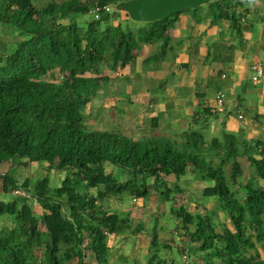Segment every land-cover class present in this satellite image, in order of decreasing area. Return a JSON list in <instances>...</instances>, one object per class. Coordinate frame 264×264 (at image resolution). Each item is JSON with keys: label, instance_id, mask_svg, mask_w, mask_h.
I'll list each match as a JSON object with an SVG mask.
<instances>
[{"label": "trees", "instance_id": "16d2710c", "mask_svg": "<svg viewBox=\"0 0 264 264\" xmlns=\"http://www.w3.org/2000/svg\"><path fill=\"white\" fill-rule=\"evenodd\" d=\"M39 1L0 0V25L10 26L17 37L11 53L0 51V164L15 159L19 163L11 168L47 163L46 171L58 174L60 184L52 186L50 173L33 180L15 170L0 173L3 195L20 188L31 196L0 199V217L11 224L0 228V264H88L89 252L96 264H113L108 237L134 240L143 231L151 232L144 263L122 258L114 264H176L173 246L159 239L153 218L146 228L130 210L108 203L122 201L123 195L144 198L151 192L148 179L154 193L174 201L185 189L178 181L187 168L206 184L200 187L202 198L213 197L216 208L199 202L192 211L184 202L171 206L172 229L191 242L177 250L197 258L190 264H264V140L221 129L222 137L212 136L206 144L209 115L204 110L193 119L197 124L202 115L200 130H182L176 135L181 141L134 138L87 123L95 116L90 110L85 115L87 106L100 88L107 93L113 80L105 71L125 68L147 44L158 50L146 62L161 60L180 12L134 29L125 13L102 9L125 0ZM247 1L212 0L183 12L203 10L212 22L225 19L239 31L237 9ZM97 6L95 18L91 11ZM89 13L92 17L81 22L79 16ZM110 165L115 172L106 171ZM218 212L229 223L222 224Z\"/></svg>", "mask_w": 264, "mask_h": 264}, {"label": "crops", "instance_id": "0c3cea01", "mask_svg": "<svg viewBox=\"0 0 264 264\" xmlns=\"http://www.w3.org/2000/svg\"><path fill=\"white\" fill-rule=\"evenodd\" d=\"M203 13L200 10L178 15L177 23L168 32L174 44L170 45L169 56L157 61L158 68L145 60L158 46L147 44L136 52L126 68L142 75L143 82L139 79L133 84V80L128 85L129 102L145 103L143 107L156 125L157 115L173 108L176 117L180 107L182 113L186 110L194 119L204 110L209 115V129L205 131L212 136L224 129L247 139L264 140V1L248 0L237 9L239 31L228 20L212 22ZM258 64L263 74L253 81L252 67ZM185 88L189 93L183 95L181 90ZM219 92L224 94L222 108L217 107L215 99ZM198 118L202 122L201 114ZM31 204L37 213L41 212L37 202Z\"/></svg>", "mask_w": 264, "mask_h": 264}, {"label": "rangeland", "instance_id": "374dc122", "mask_svg": "<svg viewBox=\"0 0 264 264\" xmlns=\"http://www.w3.org/2000/svg\"><path fill=\"white\" fill-rule=\"evenodd\" d=\"M48 1L50 0H40L39 5H45ZM202 6L204 7V5ZM112 12H115L114 9ZM180 13H183V11H181ZM203 16L210 18L209 14H204ZM262 16L259 17V22H261ZM90 17H92L90 13L79 16V18L83 19L80 20L81 22L90 19ZM203 19L208 20L207 18H202V20ZM141 23L143 22H135L132 20L128 21V25L134 29L141 25ZM16 39L17 37L13 35V29L10 26L0 25V51L2 52V54H9L14 50L15 42L13 41H15ZM168 39L169 41L165 48V57L169 56L170 45L174 44V40L172 37H168ZM156 65L158 68V62L154 61V66ZM129 67L133 68L131 66ZM105 72H107L109 76L113 77V80L110 81L106 86L107 93L105 89L100 88L96 93L97 97L94 98L97 99L98 102L94 103V99H92V103L87 106V113L85 112V115H88L89 110V112L94 111L95 116L92 114L87 121V123L91 125L92 128L106 129L111 131H122L125 135L134 138H140L142 136L150 135L156 137L167 136L171 139L174 138L178 141H181V137L176 136L177 133L179 134L182 132V130L185 129L200 130L198 126L203 125L202 122H198L197 124L194 123L193 116L189 115L186 110H184L185 113H182L180 107L178 111L179 116L177 115L178 117L175 116L176 108H173L168 112L164 111L165 113L163 112V114H158L156 117L158 120V124L154 125L152 123L153 121L150 118L151 115L149 110L146 112L145 108L143 107L146 106V104L139 103L137 101L130 103L128 99V96H131L130 91L128 90V85L132 83L133 80V84L137 83L139 79H141L143 82V76L137 75L134 70L130 69L128 71L126 67L118 71V73H120V75L118 76L111 70H106ZM58 79H60L59 76ZM129 89L131 91H136V89H132L130 87ZM209 91H211V88L209 89ZM181 93L183 95H186L189 93V89L185 88L184 90H181ZM119 96H124L126 99H121ZM100 101H103V103H101ZM151 108L152 107H149V109ZM215 134V136H219V138L222 137L221 130H219ZM204 136L206 144L208 142L210 143L212 134L208 131H205ZM18 163V160L15 159L14 161H11L9 163L0 164V173H11L13 170H15V174L19 175L22 178L31 175L30 179L34 177L41 178L44 174L46 175L50 173L48 176L51 177L52 186L60 184L58 178L56 177L58 176V174L54 172V174H52L51 172L46 171L45 167L47 163H34L27 168L23 166L11 168L12 165H17ZM229 167V164H227L226 168L229 169ZM115 168L117 167L112 165L106 166V171L115 172ZM118 177L120 180L124 179L123 173L121 171H118ZM175 179V177L172 178V180ZM178 182H181L180 187L184 186L185 189L182 193L175 194L174 201H164L163 197L160 195V192L154 193L151 187L152 180L148 179V185L151 192H149V194H147L144 198H138L135 200L130 198V196L123 195L124 198L122 201L117 198H113L109 200L108 206L120 210H130L132 219L135 222L137 220H142L146 228L151 226L153 218L156 221L159 239L162 241H166L167 243L173 246L172 253L173 257H175L176 264H183V262H188L190 264L193 261L198 260L195 256H193L191 259H188V257L185 258L186 252L180 253L177 250V247H180L181 244L183 247H186V245H190L191 242L184 235H180L175 229H172L173 222H175V217L171 214L170 208L171 206H177L184 202L186 204V207L192 211L195 210V208L197 207L196 203L199 202L203 203V205H205V207L207 208L215 209L216 202L213 197H209L206 199L202 198L200 187L206 184L198 182L195 177L193 179V173L190 172L188 168L187 172L180 177V180ZM3 197L4 195L1 193L0 187V198ZM5 198L6 199L4 201H9L10 195H5ZM62 211L66 212L67 209L63 208ZM199 211L202 212L203 208L201 207ZM218 219L222 222V224L229 223V220L223 217L222 212H218ZM2 226H11L9 220H7L5 216L0 217V228ZM219 229L220 226L217 225V230ZM150 233V231H143L138 234L134 240H131L125 236H116L115 238L109 236L107 240L110 252L109 261L114 264L117 261V263H120V260L122 258H133L137 259L140 263H144V257L147 253V248L149 247L151 237ZM262 255L264 257V251L262 252ZM86 261L88 262V264H96V260L93 257V254L90 252L87 253ZM121 263L126 264L123 261H121Z\"/></svg>", "mask_w": 264, "mask_h": 264}, {"label": "water", "instance_id": "95a60500", "mask_svg": "<svg viewBox=\"0 0 264 264\" xmlns=\"http://www.w3.org/2000/svg\"><path fill=\"white\" fill-rule=\"evenodd\" d=\"M210 1L212 0H125L114 4L113 9L125 13L135 22H155L181 11L198 8ZM97 102L94 99V103Z\"/></svg>", "mask_w": 264, "mask_h": 264}, {"label": "built area", "instance_id": "2783aa9c", "mask_svg": "<svg viewBox=\"0 0 264 264\" xmlns=\"http://www.w3.org/2000/svg\"><path fill=\"white\" fill-rule=\"evenodd\" d=\"M100 9H101V7H98L97 6L96 8H94L91 11V13L94 12V17L95 18H98L99 17V11H100ZM102 9L104 11H107L108 12V11H110V6L109 5H105V6L102 7ZM252 69H253V76H252L251 79L253 81H257L262 76V73H263L262 66L260 64L254 65L252 67ZM215 99H216L217 107L218 108H222L223 105H224V94L222 92L217 93L216 96H215ZM238 118L239 119H242V116L239 115ZM5 195H7V194H5ZM5 195H4V197H5ZM8 195H10V196H22V197H26L28 199H31L30 194L27 193L26 191L20 189V188L13 189ZM32 201H33L32 203H36L35 202V199H32Z\"/></svg>", "mask_w": 264, "mask_h": 264}, {"label": "clouds", "instance_id": "9594fccd", "mask_svg": "<svg viewBox=\"0 0 264 264\" xmlns=\"http://www.w3.org/2000/svg\"><path fill=\"white\" fill-rule=\"evenodd\" d=\"M109 6H110V11H108V12H112L113 11V6H114V4L112 5V4H108ZM120 69H117L116 71H113L117 76L118 75H120V73H118V71H119ZM263 74V73H262ZM260 79V78H259Z\"/></svg>", "mask_w": 264, "mask_h": 264}]
</instances>
